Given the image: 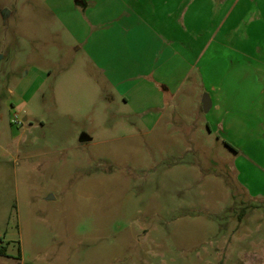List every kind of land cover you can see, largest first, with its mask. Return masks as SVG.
Returning a JSON list of instances; mask_svg holds the SVG:
<instances>
[{
	"label": "rangeland",
	"instance_id": "374dc122",
	"mask_svg": "<svg viewBox=\"0 0 264 264\" xmlns=\"http://www.w3.org/2000/svg\"><path fill=\"white\" fill-rule=\"evenodd\" d=\"M63 1L0 0V264H264L246 253L263 254L264 205L237 179L264 173L201 126L208 93L183 89L171 131L132 129L63 77Z\"/></svg>",
	"mask_w": 264,
	"mask_h": 264
},
{
	"label": "crops",
	"instance_id": "0c3cea01",
	"mask_svg": "<svg viewBox=\"0 0 264 264\" xmlns=\"http://www.w3.org/2000/svg\"><path fill=\"white\" fill-rule=\"evenodd\" d=\"M61 4L78 44L65 79L89 80L107 103L127 109L132 129L145 131L158 124L171 131L174 110L185 101L183 89L206 92L211 107L201 126L222 132L234 155L264 173V0ZM239 173V186L259 209L264 204L254 200L264 202V183L253 184L245 167ZM250 238L246 235L247 243ZM246 253L264 259V251Z\"/></svg>",
	"mask_w": 264,
	"mask_h": 264
},
{
	"label": "water",
	"instance_id": "95a60500",
	"mask_svg": "<svg viewBox=\"0 0 264 264\" xmlns=\"http://www.w3.org/2000/svg\"><path fill=\"white\" fill-rule=\"evenodd\" d=\"M203 109L205 112H208V110L211 107V99L208 94H205L202 100Z\"/></svg>",
	"mask_w": 264,
	"mask_h": 264
},
{
	"label": "trees",
	"instance_id": "16d2710c",
	"mask_svg": "<svg viewBox=\"0 0 264 264\" xmlns=\"http://www.w3.org/2000/svg\"><path fill=\"white\" fill-rule=\"evenodd\" d=\"M0 254L6 255L7 254L6 248H4V247L0 248Z\"/></svg>",
	"mask_w": 264,
	"mask_h": 264
}]
</instances>
